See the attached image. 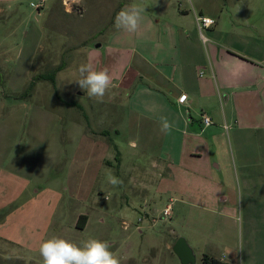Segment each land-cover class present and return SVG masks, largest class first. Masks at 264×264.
I'll use <instances>...</instances> for the list:
<instances>
[{"label":"rangeland","instance_id":"rangeland-1","mask_svg":"<svg viewBox=\"0 0 264 264\" xmlns=\"http://www.w3.org/2000/svg\"><path fill=\"white\" fill-rule=\"evenodd\" d=\"M217 1L226 3L224 17L228 18L232 0ZM179 2L171 7L176 14H180L178 8L189 14L193 9L198 11L195 0L194 8L189 0ZM133 4L150 15L159 13L149 0H0V193H10L9 175L23 165H29L23 178L30 181L26 194L1 212L0 223L22 207L25 215L32 210V220L24 225L25 216L16 215L11 218L13 223L29 226L27 230L33 232L36 226H47L43 218L49 215L38 210L39 201L26 206L27 198L31 191L47 187L50 199L51 188L60 181L54 201L63 198L51 226H68L75 209L89 212L92 219L83 238L100 236L121 244V251L115 252L121 264H183L172 251L176 235L193 251L194 262L190 264H202L204 254L231 264H264V200L259 197L260 190L249 208L241 184L238 192L234 182L236 198L231 210L189 208L170 218H165L160 208L146 215L144 211L153 203L148 196L145 206L143 198L137 199L143 212L124 215L112 207L114 193L137 196L139 186L131 177L148 175V188L158 185L150 174L154 152H144L140 146L147 138L153 142V136L129 131L124 118L125 93L120 99H110L119 95L117 88L109 89L105 104L110 112H104L96 98H89L75 81L81 64L95 68L99 62L100 70H111L114 76L135 59H130L136 47L132 32L113 26L117 13ZM207 15L216 21L215 13ZM229 26L227 22L220 24L225 29ZM202 33L208 36L206 29ZM61 63L64 68L56 73L54 83L35 78ZM89 124L95 130L109 131L96 139V146L79 133V126L89 128ZM91 170L98 176L92 177ZM109 175L122 183L111 184ZM154 200L167 202V194ZM139 217L142 221L137 223ZM123 220L127 228L120 225ZM106 228L111 229V238L104 235Z\"/></svg>","mask_w":264,"mask_h":264},{"label":"crops","instance_id":"crops-1","mask_svg":"<svg viewBox=\"0 0 264 264\" xmlns=\"http://www.w3.org/2000/svg\"><path fill=\"white\" fill-rule=\"evenodd\" d=\"M149 1L159 13L142 12L138 29L130 33L136 41L130 59H135L113 77L110 75L113 82L110 89L117 88L119 95L110 99H120L125 93L124 118L129 131L153 136V142L147 138L140 146L144 152H154L150 174L158 185L149 189L148 175L131 177V182L139 186L137 196L129 198L124 193H114L112 207L124 215L136 210L143 212L137 199L143 198L145 206L148 196L153 203L144 211L146 215L157 208L162 210L167 204L171 205L172 217L189 208L229 211L236 198L233 188L236 182V190H241V184L250 208L257 190L264 200V0H232V14L228 18L224 17L226 3L218 4L217 0H195L198 11L193 9L192 14L183 8H178L180 14L173 11L171 7L179 6L180 0ZM189 3L194 8L192 0ZM207 12L217 16L215 25L206 28L208 36L202 33L203 39L194 14L209 16ZM225 22L230 24L226 29L220 27ZM96 63L94 69L100 70L101 64ZM105 97L106 94L102 100L95 99L104 112ZM203 113L211 118L210 124H203ZM162 117L172 125L167 134L160 131ZM92 126H79V133L96 146V139L109 131L94 125L95 130ZM28 166L10 173L11 191L0 193V214L26 194L30 181L23 176ZM91 175L98 176L92 170ZM59 184L60 181L51 188L54 190L51 200L45 192L47 187L31 191L27 198L26 206L39 201L38 210L49 215L43 218L47 226H36L33 232L27 230L29 226L13 223L11 218L16 215L25 216L24 225L32 220V210L25 215L26 209L22 207L5 216L0 223V264H43L39 246L52 237L77 245L86 240L83 235L92 219L89 212L75 209L68 226H51L54 218H58V203L63 198L59 197L58 203L54 201ZM164 194L167 202H155L154 198ZM80 215L87 217L82 228L76 226ZM104 231L111 238V229ZM174 238L176 241L177 235ZM103 241L108 242L114 254L121 251V244L115 240Z\"/></svg>","mask_w":264,"mask_h":264},{"label":"clouds","instance_id":"clouds-1","mask_svg":"<svg viewBox=\"0 0 264 264\" xmlns=\"http://www.w3.org/2000/svg\"><path fill=\"white\" fill-rule=\"evenodd\" d=\"M144 10L135 4L126 6L117 13L114 28L135 32ZM78 72L79 79L75 82L79 88L84 90L89 98L102 100L113 83L108 70H95L92 65L85 63L79 66ZM171 128V123L162 117L160 131L167 134ZM132 146L136 145L133 143ZM108 181L113 185L122 183L113 175L108 176ZM39 254L43 264H121L120 259L110 250L108 242L96 238L87 239L77 245L61 237H52L40 244Z\"/></svg>","mask_w":264,"mask_h":264},{"label":"built area","instance_id":"built-area-1","mask_svg":"<svg viewBox=\"0 0 264 264\" xmlns=\"http://www.w3.org/2000/svg\"><path fill=\"white\" fill-rule=\"evenodd\" d=\"M195 22L196 25L199 29V32L201 34V37L203 38L202 35V30L209 28L210 26H212L215 23V20L213 18H211L210 16H206L200 13H195ZM204 39V38H203ZM181 99L185 100V96H182ZM202 122L205 125H208L211 123V118L206 115L205 113L202 114ZM162 215H164L165 218H170L172 215V208L170 204L165 205V207L162 209ZM142 218H138L137 223L141 222ZM122 225L124 228H127L128 223H126L125 221L122 222ZM139 227H137L138 229Z\"/></svg>","mask_w":264,"mask_h":264},{"label":"trees","instance_id":"trees-1","mask_svg":"<svg viewBox=\"0 0 264 264\" xmlns=\"http://www.w3.org/2000/svg\"><path fill=\"white\" fill-rule=\"evenodd\" d=\"M63 68H64V64L61 63L55 69H53L51 71H48V72H45V73H42V74H38L35 78L38 79V80L39 79H46V80H49L52 83H54L56 73L58 71L62 70ZM32 85H33V81H31L30 86H29V89H30V87H32ZM86 220H87L86 215H80L78 217L76 226H78L79 228H82L84 226ZM201 260H202V264H228V263H223V262H221L218 259L209 257L206 254H204L202 256Z\"/></svg>","mask_w":264,"mask_h":264},{"label":"water","instance_id":"water-1","mask_svg":"<svg viewBox=\"0 0 264 264\" xmlns=\"http://www.w3.org/2000/svg\"><path fill=\"white\" fill-rule=\"evenodd\" d=\"M172 251L176 254L181 263L190 264L194 262L192 249L183 237L177 238L172 246Z\"/></svg>","mask_w":264,"mask_h":264}]
</instances>
